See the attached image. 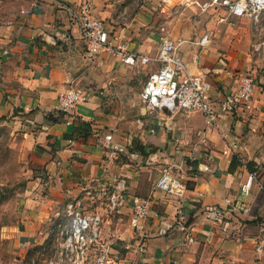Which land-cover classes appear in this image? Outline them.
<instances>
[{
  "label": "crops",
  "instance_id": "crops-1",
  "mask_svg": "<svg viewBox=\"0 0 264 264\" xmlns=\"http://www.w3.org/2000/svg\"><path fill=\"white\" fill-rule=\"evenodd\" d=\"M187 1L169 8L135 0L132 9L123 0L33 1L0 25V118L18 125L30 156L15 234L21 250L54 234L51 223L80 198L84 211L101 217L108 264H264V248L256 249L264 237V10L254 22L223 7L202 10L208 0ZM84 2L118 37L112 51L87 56L68 14ZM160 26L215 100L236 89L238 74L250 76L249 106L212 124L199 112L147 113L139 94L158 65L121 59L155 58ZM204 34L209 42L200 46ZM68 86L84 100L65 115L57 96ZM165 164L185 181L180 197L154 189ZM117 179L123 201L110 210L107 185ZM144 198L150 211L134 227V205ZM218 208L219 222L205 218Z\"/></svg>",
  "mask_w": 264,
  "mask_h": 264
},
{
  "label": "built area",
  "instance_id": "built-area-1",
  "mask_svg": "<svg viewBox=\"0 0 264 264\" xmlns=\"http://www.w3.org/2000/svg\"><path fill=\"white\" fill-rule=\"evenodd\" d=\"M187 0L175 3L174 0H160L164 7L174 8L186 5ZM202 10L208 7H223L233 17H247L254 22L264 10V0H208L200 4ZM70 20L79 28L80 36L88 57L104 51H112L111 41L117 36L110 33L105 22L91 13V6L84 2L68 8ZM158 49L155 58L142 54H126L121 62L128 65H148L156 62L158 68L147 74L139 94L147 113L164 111L167 114L184 112L201 113L207 124H212L221 113H233L238 109L249 106L253 79L245 74H238L236 89L225 93L222 98L215 100L209 93L207 85L200 76H192L185 70L183 63L176 53V46L164 26H160ZM210 34H204L198 44L205 46L209 42ZM264 44V39L262 40ZM264 73V67L262 69ZM84 96L72 87L61 90L57 96V109L65 115L72 114ZM106 139L111 136L106 135ZM115 148V147H114ZM256 176L250 172L246 180L240 185V194L247 196L250 193L252 182ZM154 189L166 193L182 196L186 184L182 176L175 173L170 164L160 169V176L154 183ZM109 194V208L115 210L122 204L124 180H112L107 185ZM150 198H144L135 203L130 224L134 227L138 221L150 211ZM230 203V200H225ZM224 212L218 208L204 213L205 218L219 222ZM66 217V224L58 223ZM58 217L53 226L54 234L59 233L62 238L61 247L64 256L58 261L50 260L47 264H108L110 253L107 244L101 237V217L98 213H90L82 209V200L77 198L73 203L66 205V212ZM182 218V216H181ZM60 219V220H58ZM191 241V237L188 238ZM264 248V237L259 239L256 249Z\"/></svg>",
  "mask_w": 264,
  "mask_h": 264
},
{
  "label": "rangeland",
  "instance_id": "rangeland-1",
  "mask_svg": "<svg viewBox=\"0 0 264 264\" xmlns=\"http://www.w3.org/2000/svg\"><path fill=\"white\" fill-rule=\"evenodd\" d=\"M33 1L43 0H0V25L13 20L21 8ZM123 2L128 9H132L135 4V0ZM29 158L18 125L0 118V264H47L50 260L58 261L64 256L59 233L47 234L38 245L30 244L22 247V250L18 246L15 234L22 196L29 180ZM58 223L65 225L66 217H62ZM55 224L54 220L49 228ZM103 240L109 248L111 244L108 239L103 237Z\"/></svg>",
  "mask_w": 264,
  "mask_h": 264
},
{
  "label": "bare ground",
  "instance_id": "bare-ground-1",
  "mask_svg": "<svg viewBox=\"0 0 264 264\" xmlns=\"http://www.w3.org/2000/svg\"><path fill=\"white\" fill-rule=\"evenodd\" d=\"M236 202V201H235ZM54 235H56V234H54ZM51 244V243H50ZM50 248V247H49ZM37 259V258H36ZM26 261V260H25Z\"/></svg>",
  "mask_w": 264,
  "mask_h": 264
}]
</instances>
